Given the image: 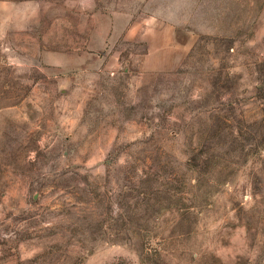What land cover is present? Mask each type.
<instances>
[{
  "label": "rangeland",
  "instance_id": "obj_1",
  "mask_svg": "<svg viewBox=\"0 0 264 264\" xmlns=\"http://www.w3.org/2000/svg\"><path fill=\"white\" fill-rule=\"evenodd\" d=\"M0 264H264V0H0Z\"/></svg>",
  "mask_w": 264,
  "mask_h": 264
}]
</instances>
